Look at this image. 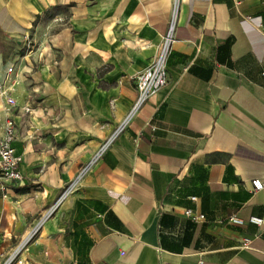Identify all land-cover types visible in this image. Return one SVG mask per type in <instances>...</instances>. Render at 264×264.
<instances>
[{
	"label": "crops",
	"instance_id": "crops-1",
	"mask_svg": "<svg viewBox=\"0 0 264 264\" xmlns=\"http://www.w3.org/2000/svg\"><path fill=\"white\" fill-rule=\"evenodd\" d=\"M263 26L264 0H0V264L29 235L25 264H264Z\"/></svg>",
	"mask_w": 264,
	"mask_h": 264
},
{
	"label": "built area",
	"instance_id": "built-area-1",
	"mask_svg": "<svg viewBox=\"0 0 264 264\" xmlns=\"http://www.w3.org/2000/svg\"><path fill=\"white\" fill-rule=\"evenodd\" d=\"M264 33V26L261 28ZM172 43L171 28L168 34L162 38L159 50L154 61L142 72L134 76V82L137 90V99L127 116L124 124L133 116V114L142 106V104L152 95L156 94L162 89L166 83V58L169 54ZM9 72L11 70L9 69ZM123 126V125H122ZM120 127V129L122 128ZM18 139L14 123L9 121L4 129V134L0 136V180L3 181H19L21 174L19 166L22 161L21 157L16 154L12 144ZM78 179V178H77ZM76 179V181H77ZM252 190L254 193L264 190V180L254 179L251 181ZM69 190H66L67 193ZM186 216H190V212H185ZM203 216H199L202 219ZM230 223L241 224L235 215L229 218ZM249 222L257 226L262 225V220L259 218L251 217ZM31 235L28 236L5 260L2 264H25L22 258L24 246L30 240ZM243 249L250 248V242L242 244Z\"/></svg>",
	"mask_w": 264,
	"mask_h": 264
}]
</instances>
